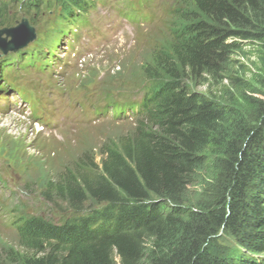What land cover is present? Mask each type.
<instances>
[{
  "label": "trees",
  "instance_id": "trees-1",
  "mask_svg": "<svg viewBox=\"0 0 264 264\" xmlns=\"http://www.w3.org/2000/svg\"><path fill=\"white\" fill-rule=\"evenodd\" d=\"M99 1L0 0V28L14 25L11 8L33 25L53 9L73 28ZM185 6L171 14L164 44L145 51L143 95L124 104L133 131L104 143L98 163L84 152L46 181L44 197L66 203L58 221L10 208L16 244L1 247L0 264H264V100L241 92L229 53L243 48L227 41L264 43V0ZM208 80L224 88L195 89ZM200 179L216 190L209 198L190 194ZM220 230L236 246L217 245Z\"/></svg>",
  "mask_w": 264,
  "mask_h": 264
},
{
  "label": "rangeland",
  "instance_id": "rangeland-1",
  "mask_svg": "<svg viewBox=\"0 0 264 264\" xmlns=\"http://www.w3.org/2000/svg\"><path fill=\"white\" fill-rule=\"evenodd\" d=\"M187 2L189 0H102L90 10L87 25L91 27L76 29L79 38L72 41L73 49L64 45L69 36L66 34L51 57L46 40L57 28L56 14L47 8L36 15V39L28 43L26 50L42 49L44 61L38 60L36 68L32 69H12L7 75L15 78L43 108L35 118L17 113L14 105L9 106L7 101L0 104V249L3 245L16 244L10 208L24 216L41 214L58 221L65 215L66 210L61 208H65L66 203L60 204L58 199L56 206L44 197L46 181H54L64 162L84 152L98 163L104 143L133 131L134 117L130 113L111 116V108L104 109L109 102L107 97L121 103L141 97L139 72L145 51L155 45V41L164 44L169 25L176 17L171 16V12L183 10ZM142 5L145 8L138 11ZM126 12L133 18L128 19ZM9 13L18 26L21 10L11 8ZM140 13L151 14L152 18L141 20ZM227 41H238L243 48L242 52L229 53L245 86L246 91L241 92L244 96L264 100V43L238 38ZM201 81L194 87L207 94L223 87L219 84L215 87L211 80L203 84ZM223 84L229 85L227 80ZM230 91L234 98L239 96ZM240 105L242 110L246 109V123L252 125L254 117L250 106ZM189 190L193 198L206 195L209 198L210 193L216 191L212 184L202 185L201 179ZM217 236V245L236 246L234 237L229 234L220 230Z\"/></svg>",
  "mask_w": 264,
  "mask_h": 264
},
{
  "label": "water",
  "instance_id": "water-1",
  "mask_svg": "<svg viewBox=\"0 0 264 264\" xmlns=\"http://www.w3.org/2000/svg\"><path fill=\"white\" fill-rule=\"evenodd\" d=\"M3 34L4 36H2ZM7 37H10V39L6 40ZM34 38V27L29 23V20L23 16L18 26L14 25L0 29V49L3 53L9 50L16 51Z\"/></svg>",
  "mask_w": 264,
  "mask_h": 264
},
{
  "label": "clouds",
  "instance_id": "clouds-1",
  "mask_svg": "<svg viewBox=\"0 0 264 264\" xmlns=\"http://www.w3.org/2000/svg\"><path fill=\"white\" fill-rule=\"evenodd\" d=\"M175 11V10H174ZM174 13V12H173Z\"/></svg>",
  "mask_w": 264,
  "mask_h": 264
}]
</instances>
